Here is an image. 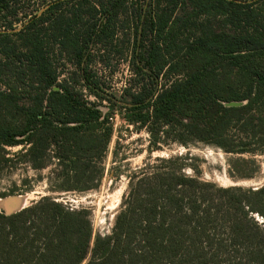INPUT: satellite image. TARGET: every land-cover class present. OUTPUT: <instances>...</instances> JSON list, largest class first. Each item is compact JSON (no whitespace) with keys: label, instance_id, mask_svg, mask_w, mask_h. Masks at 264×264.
<instances>
[{"label":"trees","instance_id":"trees-1","mask_svg":"<svg viewBox=\"0 0 264 264\" xmlns=\"http://www.w3.org/2000/svg\"><path fill=\"white\" fill-rule=\"evenodd\" d=\"M150 3L138 20L144 49L133 50V76L116 97L89 62L92 47L116 36L124 0H0V198L34 190L28 176L1 187L19 165L49 169L46 195L0 211V264H82L88 254L85 264H264V184L202 180L189 154L132 170L110 233L93 239L88 212L48 194L99 185L116 111L148 133V154L201 142L236 156L232 177L257 172L264 17L246 0ZM56 46L95 100L59 84Z\"/></svg>","mask_w":264,"mask_h":264},{"label":"rangeland","instance_id":"rangeland-1","mask_svg":"<svg viewBox=\"0 0 264 264\" xmlns=\"http://www.w3.org/2000/svg\"><path fill=\"white\" fill-rule=\"evenodd\" d=\"M51 0H28L34 6ZM125 4L121 8L117 19L116 36L112 40L103 41L92 47L90 68L97 78L100 88L105 94L120 96L121 90L126 86L133 76L132 63L137 60L134 53L144 49V45L139 47L141 38L143 15L153 8L151 0H124ZM245 1V0H236ZM254 2V8L260 17H264V5L258 0H246ZM186 7H190L186 4ZM179 13V11H176ZM139 14L141 17L138 18ZM135 27L137 31L135 32ZM134 38L137 40L135 44ZM53 64L59 71V84L68 86L87 96L90 100H95L92 95L82 86L80 71L66 53L56 46L53 54ZM113 135L107 148L106 155L102 160L104 173L99 185L93 189L75 192H51L48 193L58 201L73 209H83L88 212L92 223V239L96 234H109L114 223V216L118 211L122 194L127 186L128 176L145 163L149 165L157 164V157L168 155L189 154L197 159L200 169V178L211 181L219 186H239L243 188H257L264 184V155L256 156L258 170L250 178H234L230 174V163L236 158L235 155L228 154L222 150L201 142H196L188 147L179 145L166 146L162 150H153L148 154V133L145 129H135L133 125L127 124L119 117L116 111L112 119ZM49 169L34 171L19 165L14 172L1 182L2 188L9 186L8 180L19 183V180L28 176L34 185V190L24 195L27 206L31 201L39 196L46 195L45 180ZM191 173L190 169L186 171ZM41 175L43 180H37ZM23 195V194H21ZM10 195V196H21ZM9 197V196H7ZM6 198V197H4ZM0 211L6 212L2 209ZM92 245V243H91ZM90 245V246H91ZM89 254L82 264H85Z\"/></svg>","mask_w":264,"mask_h":264},{"label":"bare ground","instance_id":"bare-ground-1","mask_svg":"<svg viewBox=\"0 0 264 264\" xmlns=\"http://www.w3.org/2000/svg\"><path fill=\"white\" fill-rule=\"evenodd\" d=\"M26 195L21 196H9L6 198H0V209L11 212L17 210L23 206L24 201L26 202L25 197Z\"/></svg>","mask_w":264,"mask_h":264},{"label":"water","instance_id":"water-1","mask_svg":"<svg viewBox=\"0 0 264 264\" xmlns=\"http://www.w3.org/2000/svg\"><path fill=\"white\" fill-rule=\"evenodd\" d=\"M24 207H25V206H24ZM20 209H22V208H19V209H17V210L11 211V212L6 213V214H10V213L16 212V211H18V210H20Z\"/></svg>","mask_w":264,"mask_h":264}]
</instances>
